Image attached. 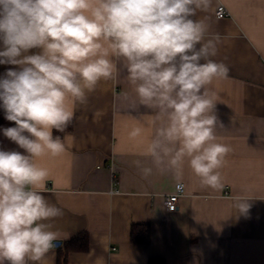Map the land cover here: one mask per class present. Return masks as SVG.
Wrapping results in <instances>:
<instances>
[{
  "label": "clouds",
  "instance_id": "obj_1",
  "mask_svg": "<svg viewBox=\"0 0 264 264\" xmlns=\"http://www.w3.org/2000/svg\"><path fill=\"white\" fill-rule=\"evenodd\" d=\"M213 0H0V108L14 126L0 129L18 149L0 148V264H39L56 246L48 221L62 215L43 187L37 163L65 152L62 138L74 106L102 80L123 74L140 106L154 113L152 133L133 161L144 178L182 179L187 162L202 185L224 187L220 169L231 147L218 142L224 125L210 87L229 68L213 57L219 35L198 12ZM35 50V51H33ZM144 135L143 126L129 136ZM180 187L181 185H177ZM240 214L250 208L234 198Z\"/></svg>",
  "mask_w": 264,
  "mask_h": 264
},
{
  "label": "crops",
  "instance_id": "obj_2",
  "mask_svg": "<svg viewBox=\"0 0 264 264\" xmlns=\"http://www.w3.org/2000/svg\"><path fill=\"white\" fill-rule=\"evenodd\" d=\"M219 4L230 11L223 18L215 13ZM205 17L209 36L220 37L213 59L229 68L210 86L224 125L216 129L218 142L231 147L220 169L224 187L202 185L187 162L179 181L158 171L142 176L133 161L145 159L154 113L118 72L75 104L73 128L61 137L65 152L37 160L49 172L43 194L62 210L48 221L60 244L39 264H58L59 247L82 231L89 247L72 251L68 264H149L152 257L166 264H264V0H213L212 10L196 18ZM9 67L0 65V75ZM136 126L144 135L133 139ZM0 148L23 151L2 131ZM179 182L185 191L169 211L165 197ZM236 196L249 200L246 214L234 207ZM135 223L151 225L149 243L131 241Z\"/></svg>",
  "mask_w": 264,
  "mask_h": 264
},
{
  "label": "trees",
  "instance_id": "obj_3",
  "mask_svg": "<svg viewBox=\"0 0 264 264\" xmlns=\"http://www.w3.org/2000/svg\"><path fill=\"white\" fill-rule=\"evenodd\" d=\"M10 123L4 118V111L0 108V123ZM73 128V121L65 129L64 132H55L54 135L63 137V133ZM131 228V241L137 244L149 243L151 239V225L148 223H135ZM89 234L87 231H82L66 240L58 249V264H68V256L72 251H85L89 247ZM149 264H166L164 257H152Z\"/></svg>",
  "mask_w": 264,
  "mask_h": 264
},
{
  "label": "built area",
  "instance_id": "obj_4",
  "mask_svg": "<svg viewBox=\"0 0 264 264\" xmlns=\"http://www.w3.org/2000/svg\"><path fill=\"white\" fill-rule=\"evenodd\" d=\"M229 12L230 11H228V9L226 8L224 4H219V6H217L216 11H215L216 15L219 18H223L227 16ZM178 184L181 186L178 187L177 186ZM177 185H176L175 191L168 194L165 197L166 199L165 205L169 211H175L176 209H178V203H179L180 196H182V194L185 191L183 183L179 182L177 183Z\"/></svg>",
  "mask_w": 264,
  "mask_h": 264
},
{
  "label": "water",
  "instance_id": "obj_5",
  "mask_svg": "<svg viewBox=\"0 0 264 264\" xmlns=\"http://www.w3.org/2000/svg\"><path fill=\"white\" fill-rule=\"evenodd\" d=\"M56 244H57V245H59V244H60V242L58 241V242H56Z\"/></svg>",
  "mask_w": 264,
  "mask_h": 264
}]
</instances>
